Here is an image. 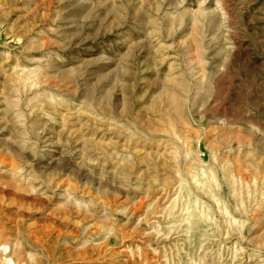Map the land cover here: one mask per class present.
<instances>
[{"label": "rangeland", "instance_id": "obj_1", "mask_svg": "<svg viewBox=\"0 0 264 264\" xmlns=\"http://www.w3.org/2000/svg\"><path fill=\"white\" fill-rule=\"evenodd\" d=\"M0 264H264V0H0Z\"/></svg>", "mask_w": 264, "mask_h": 264}]
</instances>
